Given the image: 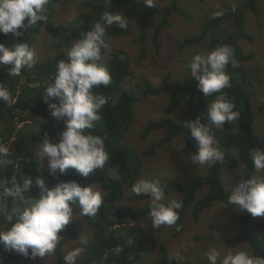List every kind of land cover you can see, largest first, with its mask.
I'll return each mask as SVG.
<instances>
[{
	"label": "trees",
	"instance_id": "1",
	"mask_svg": "<svg viewBox=\"0 0 264 264\" xmlns=\"http://www.w3.org/2000/svg\"><path fill=\"white\" fill-rule=\"evenodd\" d=\"M199 1L204 2V0ZM263 1L241 0L240 5H226L223 12L210 15L211 17L204 20L198 34L185 36L180 42V50L204 39H208L209 47L213 50L225 45L233 49L238 67L228 65L226 72L231 77V87L223 89L222 93H226L227 98L235 104L234 110L239 113V117L226 122L222 127L212 129L224 154L223 162L211 164L207 175L198 176L189 185H180L175 180L161 183L166 186L165 195H171L164 203L176 200L183 204V207L178 210L176 235L186 229L187 214L192 209L196 219L206 209L211 208L215 201L227 203L231 192L225 191L221 180V172L224 168L233 171L241 170V179L255 176L256 169L250 158V150L264 149V134H256L253 128L255 116L251 103L253 92L250 89L255 87L253 83L259 84V82L254 76L256 70L247 66V63L254 59L255 53L246 49V42L253 41L255 36L247 31L246 15L251 13L259 18L261 15L259 3ZM57 4L58 0H49L46 6L47 20L38 22L31 29H21L24 33L22 37L11 33L7 35L0 33V43L6 46H14L26 41L34 49L36 38L44 30L54 39V54L43 61L36 60L31 68L23 69L20 76H24L26 80L20 87L18 84L23 78L10 76L8 67L0 65V81L8 88L14 100V103L0 101V126L4 122L7 124L0 135V144L4 145L10 139H14L13 145L9 146L13 147L9 150V154L0 156V160L1 157L6 159L5 164L0 161V183L7 181L9 187L13 181L22 184L25 177L32 178L34 182L37 177L45 179L40 168V156L35 152L36 144L45 136L50 137L53 142H59L60 128L63 123L50 116L49 104L58 103V101L48 99L46 102V86L55 74L56 64L67 59V50L80 38L81 33L90 30L95 22L100 21L105 12H116L121 7H127V19L130 21L132 14L135 15L141 11L137 43L141 48L140 59H143L148 50L149 20L159 18L153 32L152 43L156 52L160 53L161 33L169 27V18L175 13H180L178 0H171L165 7H161L162 5L149 7L144 4V1L136 0H86L82 4L84 12L77 19L69 24L57 25L54 21ZM185 17L193 21L187 14ZM124 32L125 30H121L118 25L107 27L106 42ZM100 63L110 71L111 83L107 87L101 86L94 89V94L106 97L107 104L98 113L100 119L96 122V128L85 130V132L88 134L90 131L91 134L106 138L109 160L103 168L95 170L88 178L79 175L74 169H70L65 175H60L58 172L52 175L49 172L48 176L53 181L74 180L83 186L97 184L106 192L102 196L103 204L96 216H83L86 222L95 228L94 241L84 245L88 250L85 264H133L140 259L139 251L142 250V245L138 246L139 251H135L134 244H130L129 239L125 238L123 228L128 219L144 215L150 211V208L145 211H133L131 208L119 206L118 203L124 197L125 187H133L143 174V157L134 146L125 141V136L133 124L136 102L142 97L168 93L170 95L168 112L176 113L181 107L186 109L180 119L167 118L148 123L142 134L144 139L154 130L166 129L167 135L152 143L145 151L147 156L155 155L161 147L170 144L179 135H183L184 140L181 152L196 153L199 148L198 143L191 137L190 129L186 124L197 119H201V122L206 124L210 123L205 116L207 106L221 93L205 97L191 74L180 80H173L171 75L167 74L162 77L160 86L145 79L137 85V88H127L124 83L133 76V69L127 53L118 48L114 49L109 57H102ZM258 110L264 112V101L259 104ZM18 112H29L32 117H37L39 122L36 128L25 125L23 129H18L17 121H24ZM199 166V164L192 165L193 168ZM205 186H209L210 191L197 200V193ZM30 191L25 193L29 202L40 195V189L35 184ZM146 198L150 197L143 194L137 196L138 200ZM15 202L9 198L6 201H0V206H5L11 211ZM228 205L231 211L236 209L235 206ZM77 212H81V209L78 205H73V216ZM238 217L246 223L247 227L245 226V232L234 240L249 243L252 247L250 256L264 257V220L258 222L249 213H239ZM9 226L3 217H0V228L7 230ZM131 230L136 232L135 229ZM65 234L74 235L73 227L66 228L60 233L61 237H65ZM159 249L160 256L157 264H187V262L171 259L165 246L161 245ZM17 255L19 254L5 251L0 246V258L3 259V264H7ZM53 257L55 259L53 264H65L62 239Z\"/></svg>",
	"mask_w": 264,
	"mask_h": 264
},
{
	"label": "clouds",
	"instance_id": "2",
	"mask_svg": "<svg viewBox=\"0 0 264 264\" xmlns=\"http://www.w3.org/2000/svg\"><path fill=\"white\" fill-rule=\"evenodd\" d=\"M48 3L49 0H0V33L22 37L24 33L21 29H31L38 22L47 20ZM144 4L154 6L153 0H144ZM112 25L127 30L129 20L122 13L105 12L100 21L95 22L90 30L82 32L67 50V59L56 64L55 74L46 86V102L48 99L58 101L49 104L50 116L64 124L59 142H53L48 136L40 142V155L43 160L47 159L52 175L57 172L65 175L74 169L88 178L109 160L106 138L90 131L86 134L85 130L96 128V122L100 119L98 113L107 104V98L94 94V89L107 87L111 83V73L100 61L109 47L106 29ZM36 55L26 41L14 46L0 43V65L7 66L12 77H18L23 69L33 67ZM229 64L238 67L233 49L225 45L206 55L194 56L187 66L205 97L221 93L207 106L205 116L210 123L197 119L186 124L199 146L196 153H191L193 164L211 165L224 160L212 129L239 117L234 110L235 104L227 98L226 93H222L223 89L231 87V77L226 72ZM0 101L14 103L4 83H0ZM8 154V147L0 144V156ZM250 158L257 172L264 171V149L250 150ZM34 184L40 189V195L30 202L26 201L25 193L31 192ZM165 187L158 179H140L132 188L137 195L151 198L148 215L157 229L162 225L176 224L179 220L178 210L183 207L181 201L163 202L166 199ZM9 198L24 206L22 210L13 208L11 211L0 206V217L10 225L7 230L0 228V246L5 251L15 252L33 261L55 253L61 244V231L74 219L73 205L79 206L82 216H96L103 204L101 192L91 185L83 186L71 180L50 188L41 177H37L35 182L25 177L22 184L13 181L11 187L7 181L0 183V201ZM227 203L247 211L253 218L264 217V178L253 176L241 179L228 196ZM86 244L87 241H82V245ZM85 251L84 246L69 251L63 257L65 264H77ZM206 256L209 264H264V257L250 256L245 251H229L221 257V252L213 247ZM0 264H3L2 258Z\"/></svg>",
	"mask_w": 264,
	"mask_h": 264
},
{
	"label": "rangeland",
	"instance_id": "3",
	"mask_svg": "<svg viewBox=\"0 0 264 264\" xmlns=\"http://www.w3.org/2000/svg\"><path fill=\"white\" fill-rule=\"evenodd\" d=\"M86 0H58L56 6L55 24H69L71 21L84 12L82 4ZM144 1V0H136ZM171 0H153V5H169ZM241 0H178L179 12L169 18V27L164 29L160 36V53H157L153 42V32L159 22V18L155 17L149 20L147 45V54L143 59H140L141 48L137 43L139 34V22L142 12L132 14L129 21L128 29L122 35L110 38L107 41L108 51L103 58L110 56L114 49H122L125 51L131 61L133 76L128 78L124 85L127 88L135 87L145 79L152 81L156 86H160L162 77L170 74L173 80H180L190 75L188 64L192 62L194 56L206 55L213 51L209 47L208 39H204L198 43L187 46L180 50V42L185 36H193L199 33L204 20L213 14L223 12L226 5H240ZM127 7H121L116 13H122L125 17L128 16ZM129 9V8H128ZM261 12V20L255 15L248 13L246 16L247 31L254 35V40L246 42V49L249 52L255 53L252 61L247 63V66L253 67L256 70L254 76L259 84L253 83L254 88L251 99L255 122L254 131L258 135L264 134V112L258 110V106L264 101V1L259 3ZM129 11V10H128ZM188 15L190 20L186 19ZM210 16V17H211ZM227 24V23H226ZM226 26V25H225ZM73 45V44H72ZM54 39L44 30L35 40L34 50L36 51V60L43 61L54 54L53 50ZM72 47V46H71ZM18 86L26 80L24 76H19ZM129 80V81H128ZM0 83H2L0 81ZM170 103V95L168 93L159 96L142 97L135 104V114L133 124L125 136V141L134 146L141 154L144 160L143 174L140 179L156 180L161 183L168 180H175L180 185H189L200 175H207L210 165L199 166L193 168L191 161V153H183L181 150L184 147L183 135L177 136L170 144L161 147L155 155L147 156L145 151L149 149L152 143L159 141L167 135L166 129L154 130L145 139L142 134L147 128L150 121H160L167 118L180 119L183 113L186 112L182 107L176 113L167 111ZM24 121H17V128L23 129L25 125L35 129L39 119L32 117L29 112L20 113ZM7 124L4 122L0 126V135L5 130ZM61 131L64 130V124L61 125ZM14 139H10L4 146L11 150ZM42 142V141H40ZM40 142H37L35 152L40 156V168L48 186L54 187L63 181H53L49 175L47 159L43 160L40 155ZM3 164L6 159L1 157ZM241 170L233 171L224 168L221 172V180L225 191H234L239 181L241 180ZM255 177L264 178V171L255 172ZM139 179V180H140ZM136 184V183H135ZM93 189L101 192L102 196L105 191L97 184L92 185ZM133 187H125V194L122 200L118 203L119 206L131 208L133 211H145L152 206L151 198L143 200L137 199V194L133 192ZM210 191L209 186L203 187L197 193V200L204 197ZM171 197L166 195L165 201ZM26 201L27 198L25 197ZM163 201V202H165ZM24 205L20 202H15L14 207L17 210H22ZM235 210L231 211L228 203L214 202L211 208H208L199 216L194 218L193 209L187 214L186 229L179 235L175 234L176 224L162 225L159 229L154 228L152 219L146 214L135 219H128L124 225L123 233L125 238L129 239L130 244H134L135 251H139L138 246L142 245V250L139 251L140 259L133 264H157L160 256L159 247L165 246L169 257L176 259L179 262H187V264H209L206 253L209 249L216 247L221 252V257L229 251H245L248 254L252 252V247L245 241L234 240L245 231L246 223L238 217L239 213L247 214V211L240 210L235 206ZM74 219L65 227H73L74 235L65 234L63 240L64 256L76 247L84 246L82 241L93 242L95 228L89 225L81 212H77ZM258 222L264 220V217H256ZM62 230V232L65 231ZM131 229H135L133 232ZM85 247V246H84ZM86 248V247H85ZM87 248L84 253L78 258L77 264H82L86 261ZM136 256V253H135ZM53 254L44 259L33 261L24 258L22 255H17L16 258L10 259L7 264H53ZM219 264V262H218Z\"/></svg>",
	"mask_w": 264,
	"mask_h": 264
}]
</instances>
